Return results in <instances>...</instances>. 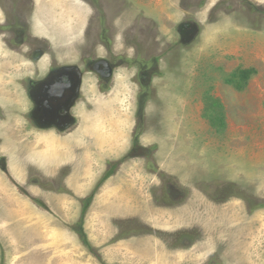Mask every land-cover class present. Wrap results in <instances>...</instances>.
<instances>
[{"label":"rangeland","instance_id":"obj_1","mask_svg":"<svg viewBox=\"0 0 264 264\" xmlns=\"http://www.w3.org/2000/svg\"><path fill=\"white\" fill-rule=\"evenodd\" d=\"M34 1L38 32L59 57L68 44L76 62L89 23L98 34L93 9L85 0ZM98 1L114 20V53L130 64L105 94L84 77L73 128L23 132L29 143L69 144L55 152L73 165L49 178L32 163L16 170L18 153H9L25 190L0 178V264H264V0ZM140 74L151 88L137 103ZM118 160L129 164L99 187ZM82 165L86 192L74 195L67 186L81 181ZM89 196L91 248L71 230ZM147 217L165 229L146 238ZM23 219L40 228V242ZM179 220L186 228L175 233Z\"/></svg>","mask_w":264,"mask_h":264},{"label":"flooded vegetation","instance_id":"obj_2","mask_svg":"<svg viewBox=\"0 0 264 264\" xmlns=\"http://www.w3.org/2000/svg\"><path fill=\"white\" fill-rule=\"evenodd\" d=\"M0 1L7 8L0 13V62L9 64L3 77L7 82L9 94L13 96L4 98L3 102L8 105L10 103L11 107L14 98L20 96L19 99H22L25 105L24 119L31 129L66 132L76 124L73 111L83 96L84 77L90 76L95 80L99 91L105 94L111 89L119 66L122 63L126 67L130 64L125 61L122 54H115L113 51L114 45L119 41L118 34L112 29L114 20L108 23L104 7L98 8L97 4L100 3L98 0H85L93 9L98 34L97 37H93V32H90L92 26L89 23L86 45L79 52L75 62L72 59V48H68V44L60 52L62 57H59L57 47L41 36L34 26L36 13L34 0ZM132 35L123 36V42L130 45L131 43L126 41L132 40L134 38ZM135 39H140V36ZM97 47H100L104 55L97 56ZM68 53L70 57L63 58L67 57L63 54ZM143 77L144 74H140L137 82L140 88L137 103L149 95L148 89L151 88L145 89L149 85L141 83L145 80ZM5 103L0 102L1 123L6 120L3 112L8 105Z\"/></svg>","mask_w":264,"mask_h":264},{"label":"crops","instance_id":"obj_3","mask_svg":"<svg viewBox=\"0 0 264 264\" xmlns=\"http://www.w3.org/2000/svg\"><path fill=\"white\" fill-rule=\"evenodd\" d=\"M8 66H9V64H7V62H0V102H2V103H5V102H3L4 98L13 97L12 95L9 94L7 82L5 80V77H3V74L7 70ZM19 97L20 96H17L16 98H14V102H13V105L11 107H9L11 105L10 103H9V105L5 103L6 105H8L7 109L3 112L6 120H4V122H2V123L0 122V178L3 177L2 175H4V177H6V179H7V183L11 184L12 186H14L16 188L18 187V188L25 190L24 186H22L23 181H24L22 179L24 177L22 175H18L17 173H15L16 175L12 174V170L10 168V163L8 162V159H7V158H10L9 153H12V154H15L16 152L18 153V156L14 157V158H20L19 161L17 162L18 169H16V170H21L24 168V165H26L28 163H32L30 165L32 167H34L35 169L37 168L36 166H38L41 171L46 170L47 174H45V173H43V174L46 176L48 175L49 178H54L53 173H52L53 171L57 172L59 169H61V167H67L68 168V167H70L71 164L73 165L74 161L72 160V158H69V159L68 158L67 159L57 158L58 155L55 152V151H57L59 146H61L62 150L68 149L69 144H66L63 142L61 145H53V144H50L46 140L42 141L43 139H41V141L38 144H36V142L29 143L26 141V139L23 137L24 131H27V130L43 131V130L42 129H31L30 126L27 125V121L24 119V114L26 113L25 109H24L25 108V105L23 103L24 101L22 99H19ZM40 134H42V132H40ZM62 146H65V147L63 148ZM71 148H73L72 145H71ZM53 151H54V154H53ZM231 160H233V159L231 158ZM217 161L218 160H216V162ZM117 162H119V160ZM117 162H115L111 165V166H113V165L115 166V164H116L114 172L112 173V175L108 179H106L104 181V183L102 182L99 185V187L104 184V187L107 188L106 183L112 179H115V177L120 175L122 169H125L126 166L129 164L128 161H125L124 163L123 162L117 163ZM28 169H29V167H28ZM109 170H111V169H109ZM106 173H107V171L104 172L103 176ZM15 176H17V178H19V180H22V181L21 182L17 181ZM77 177L81 178V181L77 182V184L74 186H72L73 185L72 184L71 188L68 186H67V188L71 189L69 191L74 195L75 194H84L86 192L85 191L86 184H85V181H83V180L85 178L89 177L88 166L84 167L82 165L81 166V174L77 175ZM18 182H20V184ZM33 185L37 186V184H33ZM101 190H102V188H101ZM27 191L28 190H26V192ZM189 198H190V195L188 196L187 199L185 197L184 199L182 198L181 202H178V204L176 205V206H178V211H179V212H176L177 215H180L182 213L184 214V211H183L185 208L184 206H185V203L187 202V200ZM36 203L38 204L39 207L35 204H33V206H35L37 208V211H41L40 207L42 206V203L39 201ZM95 206H96V204L95 203L92 204V202L88 206V208L85 212V215H84V224L85 225L90 223L92 216L94 214ZM45 207L48 209L46 204H45ZM102 212H104V211H102ZM115 213H117V211H115ZM152 213L156 214L155 210H152ZM171 214L174 215V212H171ZM22 215L24 217L25 213H23ZM80 215H81V212H80ZM116 215L117 216H115L113 214L112 217L116 221H119L118 220L119 215L118 214H116ZM120 217H127L128 218L127 215L126 216H120ZM164 218H165L164 214H159V216L157 217V219L159 221H162ZM22 222H24V224H25L24 230H23L24 233L26 230H30L33 232L38 230L36 232L38 237H34L33 240H34V243L40 242L41 241V238H40L41 237V230H40V228L31 229L27 225L26 219L21 220L19 225ZM121 222H123L121 224H124L125 220H121ZM155 222H157L156 217H153L152 219L147 217L146 220H144V225L143 224H142L143 226L139 225V227H141L142 229L143 228L145 229L142 232L143 236H146V238H147V236H149L151 238L152 234H154V232L162 231V228H164V227L161 228V226L157 225V223H155ZM137 224H139L138 221H137ZM177 224H179V227H182V228H180L175 233L181 232V229L185 230L186 227L184 226V223H182V226H180L181 221L179 220V223L177 222ZM33 225L35 226L36 224L33 223ZM83 228H84V225H83ZM23 241L28 242V241H26L25 238H23ZM30 241H32V239ZM28 243H31V242H28Z\"/></svg>","mask_w":264,"mask_h":264},{"label":"trees","instance_id":"obj_4","mask_svg":"<svg viewBox=\"0 0 264 264\" xmlns=\"http://www.w3.org/2000/svg\"><path fill=\"white\" fill-rule=\"evenodd\" d=\"M117 163H120V162H117ZM116 166V164H115ZM113 165V167H115ZM113 173V170H109L104 176L103 178L100 180L98 186L104 182L106 179H108ZM91 196L87 197L86 199H84L82 201V211H81V215H80V221L78 222L77 225H75L74 227H72V230L79 236V239L80 241L82 242L83 245H85L87 248H91L90 245L88 244L87 242V237H86V234H85V231H84V228H83V222H84V215H85V212L88 208V206L90 205L91 203Z\"/></svg>","mask_w":264,"mask_h":264},{"label":"bare ground","instance_id":"obj_5","mask_svg":"<svg viewBox=\"0 0 264 264\" xmlns=\"http://www.w3.org/2000/svg\"><path fill=\"white\" fill-rule=\"evenodd\" d=\"M213 3V0H210L208 3V6L211 5ZM67 26V25H66ZM70 27V26H69ZM37 144V143H36ZM19 206V205H18Z\"/></svg>","mask_w":264,"mask_h":264},{"label":"clouds","instance_id":"obj_6","mask_svg":"<svg viewBox=\"0 0 264 264\" xmlns=\"http://www.w3.org/2000/svg\"><path fill=\"white\" fill-rule=\"evenodd\" d=\"M131 51V50H130Z\"/></svg>","mask_w":264,"mask_h":264}]
</instances>
